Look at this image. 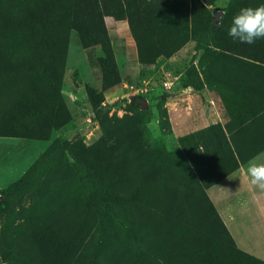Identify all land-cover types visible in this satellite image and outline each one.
I'll return each instance as SVG.
<instances>
[{"label": "rangeland", "instance_id": "1", "mask_svg": "<svg viewBox=\"0 0 264 264\" xmlns=\"http://www.w3.org/2000/svg\"><path fill=\"white\" fill-rule=\"evenodd\" d=\"M262 4L0 0L5 55L33 80L42 39L64 53L48 138L0 135V264H264L246 176L264 162V39L228 35Z\"/></svg>", "mask_w": 264, "mask_h": 264}, {"label": "trees", "instance_id": "2", "mask_svg": "<svg viewBox=\"0 0 264 264\" xmlns=\"http://www.w3.org/2000/svg\"><path fill=\"white\" fill-rule=\"evenodd\" d=\"M43 11L35 5L25 12L23 18L37 24L44 17V14H41ZM20 39V37L14 39L12 46H19L18 41L23 46ZM40 45L42 49L37 51L40 54V61L46 64V69L35 77L36 80H33L30 77L32 73L22 67L28 61L26 59L24 62L11 60L5 55L7 51L3 49L4 44L0 40V113H6L14 108L19 115L17 120H10L8 123L0 125L1 136L47 139L51 132L50 126L57 118V82H60L61 79L57 76V72L59 73L61 70L58 66L63 58L61 54L64 56V53L59 51L57 43L51 41L47 36L41 40ZM57 51L59 52L58 58ZM45 53L47 58L44 57ZM47 59L50 60L48 64ZM41 83L47 84L45 90L41 89V85H39ZM47 100H49L48 104H46ZM29 102L35 104L33 112H31L32 107L28 108ZM39 104L43 106V109ZM30 114L44 118L48 115L49 120L29 118Z\"/></svg>", "mask_w": 264, "mask_h": 264}, {"label": "clouds", "instance_id": "3", "mask_svg": "<svg viewBox=\"0 0 264 264\" xmlns=\"http://www.w3.org/2000/svg\"><path fill=\"white\" fill-rule=\"evenodd\" d=\"M228 35L243 44L252 45L264 39V4L258 7H244L234 16ZM254 157L246 166L250 184L264 193V162L257 163Z\"/></svg>", "mask_w": 264, "mask_h": 264}]
</instances>
